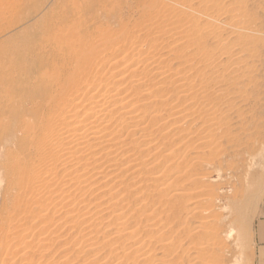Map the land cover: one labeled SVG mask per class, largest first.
I'll return each mask as SVG.
<instances>
[{
    "label": "rangeland",
    "instance_id": "374dc122",
    "mask_svg": "<svg viewBox=\"0 0 264 264\" xmlns=\"http://www.w3.org/2000/svg\"><path fill=\"white\" fill-rule=\"evenodd\" d=\"M186 1L189 2L188 6L194 7V12L198 11L194 20L196 29H206L200 32V39L196 37L190 41L192 55L199 56L210 52L216 57L221 56L223 51L218 45H221L223 40L226 42L222 45L228 42L226 39L233 32L230 26L237 23L238 18L235 17V19L233 15H220L215 11L209 12L207 16L204 15L201 12L204 11L203 5L211 7L213 4L211 0H195L192 3L189 0ZM177 2L178 0H0V46H9L15 42L23 43L29 33L38 26L63 21L62 27L57 29L59 36L77 35L83 42H88L87 52L90 55L87 60L81 59L80 64L84 68L81 72L86 71L87 74L93 75L98 73V51H100V57L104 58L103 55L106 56L116 47L123 45L125 37L131 31L137 32L142 29L139 35L145 36V31L151 30L149 19L155 14L158 20L166 18L164 13ZM222 2L236 11H246L245 13L248 14L246 21L250 20L253 30H258L260 27L259 30L264 32V0H222ZM214 8L219 9L218 6ZM187 14L189 15V12ZM156 19H154L155 22L160 23ZM215 22L220 23L215 24ZM238 22L240 23L239 20ZM209 28L211 29L208 30ZM217 30L219 32H216ZM218 36L221 38H217ZM162 39L164 42L161 41ZM162 39L156 42L157 46H151L149 42H143L145 40L143 39L138 49L142 51L143 57L152 54L156 60H159L157 62L169 65L172 72L159 76L155 72L147 71L149 72V74L146 73L147 77L146 74L139 76L136 71L140 72L141 69H138L136 61L132 59L134 53H131V50L129 52L130 48H128L119 57L123 65L120 61L116 69L113 65L109 67V63L105 65L102 75L106 73V77H100L105 82L101 85L98 83L103 91L101 94L108 91L112 94H121L119 97L127 95L137 97V99L132 98L136 105L134 108L137 109L135 114L137 117L143 114L150 116V120L147 117V123H152L155 118H159L157 125L160 130L156 135L152 131L157 129V125L155 128L151 126L153 130L150 127L152 130L150 137L148 135L146 138H137L139 141H136L137 144L134 147H127L129 151L124 146L125 151L122 149L113 154L108 161L105 159L100 161L104 163L101 167L98 166L99 162L94 164L97 159L100 160L103 157V153L98 152V149L96 154L93 153L94 156L91 155L92 158L86 157L88 161L85 162L84 159L78 164L72 161V165L63 164L60 158H51L48 149H46L47 153L43 149V157L48 154L45 159L33 150V153L26 158L32 169H30L31 181L26 182L21 188L15 182L9 183L8 172H11L13 176L16 170L7 161L5 149L7 146L11 147L9 144L13 137H10L11 139L3 137L4 145L0 146L2 148L0 149V252H2L0 264H69L70 261V264L254 263L255 233L260 220L264 217V44L259 45V53L256 50V53L260 55L258 61L255 59L251 61L249 54L243 57L247 61L243 63L245 67L246 63L256 67L250 74L251 85L247 88L248 93H244L245 98H240L236 94L234 98L231 95L229 100L233 98L235 102L232 113L229 112L230 106L223 109L226 112L229 110L227 114L234 116L232 122L234 126L233 124L231 126L235 133L233 134L238 138L232 134L229 139H233L231 141L228 139L229 142L226 139L218 140L220 143L216 141L219 145L217 144L218 148H215L216 143L213 144L214 153L219 155V151H223L225 147V151L220 152L222 155L219 157L217 154L208 155L213 152L211 150L213 146L207 148L202 144L208 131L202 133L206 127L203 121L198 120L195 113L199 107L198 102L195 105L196 102H192L193 97L189 93L190 88L200 80L193 76V72H187L185 67L188 64L176 56L177 50L179 52L182 49V53L189 50L185 48V43L179 40V37L173 40L166 35ZM229 39L231 42H237L234 36ZM216 41H219L218 44ZM112 45L115 47L110 48ZM227 50L231 51L229 47ZM230 57L231 54H227L221 60L224 66L222 70L231 66ZM132 63V66L136 64L137 68L135 66L133 68L130 65ZM243 65L239 64V66ZM126 69L129 71L127 72ZM121 70L127 80L122 83L121 88L119 84H116L115 88L111 83L119 79L122 75ZM108 71L112 74L107 73ZM113 73L119 77H114L112 81ZM139 80L143 82L137 84ZM99 85L96 88L100 89ZM96 88L92 92L98 91ZM0 91L5 92V89L0 87ZM61 100L66 103V93ZM155 105L158 106V111L156 107L154 108L157 113L152 109ZM177 109L179 112H181L180 109L184 111L185 119H177L173 116ZM238 110L240 111L237 112ZM85 111L86 109L79 112V117H82L79 118L80 120L83 116L86 117L87 111ZM241 113L247 117V121L244 124L239 123L240 126H238ZM192 114L195 116L193 117ZM20 119L16 117L12 123L16 129L20 125ZM27 119L22 120L30 126L34 124L32 115L29 114ZM4 122L7 123L8 120L5 119ZM121 122L124 124L117 123L111 131L114 133L121 131L120 135L122 134L123 138L121 140L124 141L128 138L127 130L132 129L134 125L128 121L129 125L123 119ZM122 126H124L123 131ZM202 145L211 152L205 150L206 148L204 149ZM191 147L193 149H190ZM205 153L206 156H204ZM212 155H216L213 157L214 161L211 158ZM207 156H211V159ZM195 173L200 177H196ZM84 178L85 180L88 178L86 182L88 180L90 182L86 184ZM82 180L84 182L81 183ZM31 182L34 184L30 185ZM198 194L203 196L199 195V198ZM87 245L89 247H86ZM199 251L202 253L200 254Z\"/></svg>",
    "mask_w": 264,
    "mask_h": 264
},
{
    "label": "bare ground",
    "instance_id": "6f19581e",
    "mask_svg": "<svg viewBox=\"0 0 264 264\" xmlns=\"http://www.w3.org/2000/svg\"><path fill=\"white\" fill-rule=\"evenodd\" d=\"M189 1L192 3L195 0H189ZM211 2H213L211 7H205V5H203L204 11H201V12L204 15L207 16V14L209 12L215 11L220 15H224V16L225 15H227V16L233 15L234 18L235 17L238 18L237 23L232 24L230 26L232 29L231 31H233V32H232V34L230 33L231 36H229V38L232 36L236 37L237 42L236 43L231 42L230 39L227 37L228 39H226V40L228 42L226 44L222 45V43L224 42V40H223L221 42V45H218V47L221 46V48H222L221 51H223V53L221 54V56H218V57H216L215 54L210 53V52L202 53L199 56L192 55L193 51H190V49H192L191 45H189L190 41H192L196 37H198V39H200V35H199L200 32L202 30H206V29H196V25L194 24V20H195V17H196V14L198 13V11L194 12V7L188 6L187 4L189 2L186 0H178L176 5L170 6L169 8L167 7L168 11L166 13H164L165 17H166L164 19H161V18H159V20L156 19V17H157L156 14L154 16L155 18L154 17L150 18L148 22H149V26H150L151 30H146L145 31L146 33L144 32L145 36L141 35L142 36L141 37L139 35L140 33H142V29L137 30V32L131 31L125 37V41H124L123 45L116 47L115 49H113L114 51H112L108 55L107 54H106V56L103 55V57L106 58V60L104 58L100 57V51H98L97 52V54H98L97 56L99 59V62L97 64L98 73H94L93 75L87 74L86 71L81 72L82 69H84L80 64L81 59L85 58V60H87L88 55H90L87 52L88 42H83L81 38L77 37V35H74V36L71 35L69 37L59 36L57 29L62 27V25L64 24L63 21H61L60 23H50V24L38 26L37 28H35L33 31H31L29 33V35L26 37V39L23 43L15 42L9 46H3V45L0 46V87H3L5 89V92L0 91V146L4 145V144H2V139L4 136L6 138L13 137L11 140V143L9 142L10 143L9 145H11V147L7 146L8 148L6 147V149H5V151L7 150L5 157H6L7 161L10 162L11 165L15 167V170H16L15 173L13 174V176L11 175L12 174L11 172L10 173L8 172L9 183L11 184L12 182L13 183L15 182L17 184V186L21 188L25 185L26 182L29 183L31 181V170L32 169L30 168L29 161L26 158H28L31 155V153H33L32 152L33 150H36L37 154L41 155L43 157L44 156L43 149H45L46 153L48 152L46 149H48L49 155L51 156V158H53V157H55L54 159L60 158L62 160V162H64L63 164H65V165L71 164L72 165V161L74 163L76 162L77 164L83 162L84 159H85V162L88 161V160H86V157L91 156V155L94 156L93 153H95L96 149H98V152H101V154L103 153V157H101L100 160L97 159V161L94 162V164L95 163L97 164L99 162L98 166L101 167L103 162H100V161H102L103 159L108 161L113 154H115L117 151L122 150L124 148V146L126 148L128 146H129V148L134 147V145L137 144L136 141H139V140H137V138H146V137H148V135L150 137V133H152V132L154 133V135H156V133H159L160 129L158 128V125H157L159 118L158 119L155 118L154 120L152 118V120H153L152 123L149 121H148L149 123H147L146 122V120H148L147 117H149V120H150V116H146L145 114H143L144 116L142 115L140 117V115H139L137 117V115H135L137 109L134 108V107H136V105H134V102H133L134 100H132V98L137 99V97L136 98H134L132 96L129 97L128 95L124 96V97H119V95H121V94H116V93L112 94L108 91H105L106 93L104 92L103 94H101L103 91H102L100 85H101V83H103L105 81L103 80V78L100 79V77L105 76V74H106V73H104V75H102L103 74L102 72H104L105 65H107L109 63V67H112V65H113L114 69L118 68V66H119L118 64L120 62L122 64V61H120V58H119V57H121L120 54H122L128 48H130V49H128V51L131 50V53L132 52L134 53V57L132 59H134V62L136 61L138 69L139 70L141 69L140 72L136 71L139 74V76L142 77V75H145L146 73L149 74V72H147V71H150V73L155 72V74H158L159 76L166 75L170 71L172 72V68H170L169 65L168 66H167V64L165 65L163 62H157L159 60H156L154 55L148 54L145 57L142 56V51L139 50L140 48L138 49V46L140 44H142L143 39H145V40H143V42H145V43L149 42V44L151 46H154V45L157 46L156 42L157 41L159 42V40L162 39L163 36L167 35V36H169L170 39H173V38L178 39V37H179V40L181 39L185 43L184 44L186 46L185 48H187V50H189V52L182 53L181 52L182 49H181V51H179L181 53H179L177 50L176 56L178 57L179 60H182L184 63L188 64L187 67H185L186 69L185 68H183V69H185L187 72H190V73L193 72L192 73V74H194L193 76L196 79L200 80V81H198L197 84L195 83L192 86V88H190L189 93L193 97V98H191V99H193L192 102L193 103L196 102L195 105H197V102H198L199 107L198 108L196 107L197 110L195 113H197L198 120L203 121L202 123H204V126L206 127L205 128L206 130L202 131V133L208 131V133H206L207 136L206 137L204 136L205 139L206 138L207 139L205 140L204 138H202V139H204V141L202 140V144L208 148V147H212L213 144L216 143L215 148H218L219 144L216 141L222 140V139H226L228 141V139L234 133V130L232 128V126H234V124L232 123L234 116H232L231 114H227L229 110L226 112L223 109H225V107L228 108V106H230L231 108H230L229 112H231V110L234 108L235 102H234V100H232L233 98L231 99L232 101L229 100V97L231 95H232V97L239 95L240 98L241 97L245 98L244 93H246L248 91L247 88L251 85L250 74H252L255 71L256 66L255 65L251 66L248 63H246V67H245V65H243V63H245L247 61L244 60L243 57L246 54H247V56L249 54L250 55L249 59H251V61L253 59L258 61V59L260 58V55H258V53H259L258 47L260 44H264V35H263L264 32H262V30H259L260 27L258 30H253L252 23H250V20L246 21V17L248 15L245 13L246 11L243 12V10L242 11L240 10V12H239V10L236 11L234 8H229V6H227L225 3H223L224 1L222 2V0H211ZM236 5H238V4H236ZM217 6H218V8H219V6H221V7L219 9L215 10L214 7L217 8ZM188 12H189V15L187 14ZM224 16H221V17H224ZM153 18L160 21V23L159 22L157 23V21L155 22V20ZM219 20L220 19H218V21ZM238 20L240 21V23L244 20L246 22L245 21L242 22V24H241L242 26H240V23L238 22ZM216 23H218V22H215V24ZM210 29L211 28H209L208 30H210ZM218 30L216 32L220 31V30L219 31ZM153 35H155V37ZM219 37L220 36H218L217 38H219ZM147 40H150V41H147ZM161 41H163V39ZM218 42H217V44H218ZM163 45H164V43H163ZM113 47H115V46L112 45L110 48H113ZM228 47L231 49L230 52H228V50H227ZM171 50L174 51V49H171ZM256 50H258V53H256ZM184 51H186V49ZM227 54H231L230 58H231V62H232V64H231L232 67L230 66L231 68L229 67L227 69L225 68L224 70H222V67L224 68V66L221 64V60ZM130 56H132V54ZM121 60H124V59H121ZM173 62H174V59H173ZM239 64L243 65L244 68H243V66H239ZM130 65L132 66L133 63ZM134 66H132V67L134 68ZM128 68H131V67H128ZM133 68H132V70H133ZM135 68H137V67L135 66ZM126 70H125V73H126ZM244 70H246L247 72L246 71L244 72ZM121 71H122L121 73L119 72L120 74H122L120 77L118 75L115 76L114 73H113L114 74L113 77L110 75L112 77V81H113L114 77H117V76L119 77L118 80L115 79L116 80V82L114 81L115 83H113V82L111 83L113 85V87L117 86L116 84H119V87H120L122 85V83L127 80L126 76H123V74H124L123 70H121ZM128 71L129 70H127V72ZM173 71H175V70H173ZM182 71L183 70H181V72ZM131 72H133V71H131ZM107 73H110V71H108ZM178 73L180 75V72H178ZM110 74H112V73H110ZM181 74H183V72ZM108 75L109 74H107V76ZM139 76H137V78ZM145 76L147 77V74ZM129 77H130V75H129ZM170 77H172V76H170ZM174 77H175V75H174ZM109 79H111V78L109 77ZM184 79H182V80H184ZM196 79L194 81H196ZM182 80H181V82H183ZM141 81L143 82V80H141ZM141 81L139 80V81H137L138 83L137 82L136 83L139 84ZM146 82H147V80H146ZM148 82H149V80H148ZM98 83H100V85ZM106 83H107V81H106ZM171 83H172V80H171ZM177 83H175V84H177ZM97 85H99L100 89L98 87L96 88ZM88 86H90V87L88 89H86ZM94 88L98 89V91L92 92V91H94L93 90ZM156 88H158V87H156ZM105 89H107V87H105ZM168 89H169V87H168ZM107 90H109V88ZM126 92H127V89H126ZM65 93H66V103H63L64 101H62L61 98L63 97V95ZM234 98H236V97H234ZM178 99H180V98H178ZM136 101H135V103H136ZM184 103H186V102H184ZM161 105L164 106L162 104V102H161ZM155 107H156V105L153 106L152 109H154ZM85 109L87 111V113H85V114H87V115H86V117L83 116V119L80 120L79 118H82V117H79V112L81 113ZM87 109H89V111ZM168 109H169V107H168ZM173 109H175V108H173ZM182 109H185V108H182ZM182 109H180L181 112H179V109H177L178 111H175L173 116H175V118H177V119H181V118L186 117V116H183L185 113H184V111L182 112ZM161 110H163V109H161ZM157 111H158V108H157ZM189 111H191V110H189ZM239 111L240 110H238L237 112H239ZM149 112H151V111H149ZM154 112H156L155 109H154ZM186 112H188L187 109H186ZM140 113H141V111H140ZM144 113H146V111H144ZM160 113H162V111ZM29 114L32 115V118L34 120V124L33 125L31 124V126L29 125V123L22 120V119H27V116H29ZM180 115H182V116H180ZM194 116L195 115H193V117ZM16 117L21 118L20 119L21 120L20 125L17 127V129L15 127H13V125H12V123ZM5 119L8 120L7 123L4 122ZM122 119H123V121H125L127 123H128V121H130L131 125H134V126H132L133 127L132 129L127 130L129 132L127 135L128 138L127 139L124 138L125 139L124 141L121 140V138H122V134L120 135L121 131L116 132V133L111 131V129L116 127L115 125H117V123L120 122V123L124 124L123 122H121ZM136 119L137 120L140 119V120L136 121ZM191 119H192V117H191ZM235 121H234V123H235ZM246 121H247V117H244V115L241 113L240 117H239L238 126H240L239 123L244 124ZM28 122H29V120H28ZM187 122H188V120H187ZM193 122H196V121H193ZM31 123H32V121H31ZM156 125H157V129L155 128ZM168 125H169V123L166 126L168 127ZM151 126H154V128H155L154 131H152L153 128ZM123 127L124 126L121 127L122 131L124 130ZM150 127L152 128V130L150 129ZM237 128H240V127H237ZM177 130L180 131L178 128H177ZM11 131L13 133H10ZM117 133H119V134H117ZM195 133H197V131H195ZM234 136L237 137V135H234ZM231 139H233V138H231ZM231 139H229V140L231 141ZM223 141H225V140H223ZM6 142H8V141H6ZM147 142H146V144H148ZM218 142L220 143V141H218ZM193 144H195V143H193ZM203 145H202V147L205 149L206 147H204ZM144 146H145V144H144ZM220 146H221V144H220ZM226 147H228V146H226ZM129 148H127V151H129L128 150ZM207 148L205 150H209L210 152H211V150L212 151L214 150V146L211 148V150L207 149ZM223 148H224L223 151H225V147H223ZM0 149H2V148H0ZM190 149H193V147H191ZM123 150L125 151V149H123ZM205 150H203V151H205ZM124 151H122V152H124ZM223 151H219V155L217 153H214V151L208 155L217 154V156L220 157V155H222V153H220V152H223ZM201 152H202V150H201ZM206 153L204 156H206ZM98 154H100V153H98ZM46 155H48V154H45V157H43L44 159L46 158ZM93 156H91L90 158H92ZM215 156L212 155V157L211 156H207V157H209V158L211 157L212 160L214 161L213 157H215ZM219 157H217V158H219ZM44 159H42V161ZM48 159H49V156H48ZM194 159H195V157H194ZM200 159H201V157H200ZM212 160H211V162H212ZM132 161H133V159H132ZM52 162H49V163H52ZM133 162H135V161H133ZM206 162H207V160H206ZM129 163H132V162H129ZM56 164H57V161H56ZM86 164L89 166L88 163H86ZM52 165H54V164H52ZM52 165H50V166H52ZM65 165H64V167H65ZM86 169H87V167H86ZM89 169H90V167H89ZM53 171H54V169H53ZM105 171H107V170H105ZM99 174H100V172H99ZM101 174H102V171H101ZM86 176L88 177L87 174H86ZM96 176H99V175H96ZM195 176L197 177V176H199V174H196ZM34 179H36V178H34ZM87 179L88 178H86V180ZM89 179H91V178H89ZM86 180L84 178V181L86 184L88 181L90 182V180H88L87 182H86ZM84 181L82 180L81 183ZM33 184L31 182L30 185H33ZM31 188H32V186H31ZM37 189L39 190V188H37ZM29 190H30V188H29ZM210 194L212 195V193H210ZM74 195H76V194H74ZM199 195L200 194H198L197 197H199ZM201 196H203V195H200V197ZM120 204H121V202H120ZM206 204H208V203H206ZM98 207H99V205H98ZM60 208H62V207H60ZM44 209H46V208H44ZM66 209H68V208H66ZM65 214H67V213H65ZM37 215H38V213H37ZM77 217H78V215H77ZM199 220H200V218H199ZM205 228H207V227H205ZM125 231H127V230H125ZM30 233H32V232H30ZM14 235H15V233H14ZM0 236H1V234H0ZM196 237H199V236L196 235ZM9 239H10V237H9ZM199 239H201V237ZM202 240H204V239H202ZM41 241H42V239H41ZM196 242H197V239H196ZM38 243H39V241H38ZM72 243H73V241H72ZM87 243L89 244L90 242H87ZM200 245H202V243ZM86 247H89V246L87 245ZM112 247H114V246H112ZM0 253H2V252H0ZM199 253H200V251H199ZM70 262H69V264H70ZM5 264H7V263H5Z\"/></svg>",
    "mask_w": 264,
    "mask_h": 264
},
{
    "label": "crops",
    "instance_id": "0c3cea01",
    "mask_svg": "<svg viewBox=\"0 0 264 264\" xmlns=\"http://www.w3.org/2000/svg\"><path fill=\"white\" fill-rule=\"evenodd\" d=\"M255 235L256 250L253 264H264V217L260 220Z\"/></svg>",
    "mask_w": 264,
    "mask_h": 264
}]
</instances>
